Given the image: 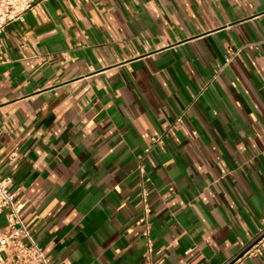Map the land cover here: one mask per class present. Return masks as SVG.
Here are the masks:
<instances>
[{
    "label": "crops",
    "instance_id": "obj_1",
    "mask_svg": "<svg viewBox=\"0 0 264 264\" xmlns=\"http://www.w3.org/2000/svg\"><path fill=\"white\" fill-rule=\"evenodd\" d=\"M38 1L0 33V176L47 262L144 264L142 192L154 264L235 260L264 221V0Z\"/></svg>",
    "mask_w": 264,
    "mask_h": 264
},
{
    "label": "built area",
    "instance_id": "obj_2",
    "mask_svg": "<svg viewBox=\"0 0 264 264\" xmlns=\"http://www.w3.org/2000/svg\"><path fill=\"white\" fill-rule=\"evenodd\" d=\"M44 1V0H40ZM38 0H0V33L13 22L21 21L26 12L32 11L38 5ZM160 143V140H154ZM142 172V169H140ZM11 178L0 176V216L5 219L4 226H0V264H49L45 254L30 237L28 230L21 218V205L16 200V195L10 190ZM142 214L137 224L141 229L144 241V264H154L151 259L153 240L151 238V223L149 221L150 208L145 192L141 198ZM264 251V221L254 238L246 244L241 252L242 257L259 255ZM225 264H234L233 260Z\"/></svg>",
    "mask_w": 264,
    "mask_h": 264
},
{
    "label": "water",
    "instance_id": "obj_3",
    "mask_svg": "<svg viewBox=\"0 0 264 264\" xmlns=\"http://www.w3.org/2000/svg\"><path fill=\"white\" fill-rule=\"evenodd\" d=\"M242 257V254L240 256H238L235 260L239 259ZM235 260H233V263L235 262Z\"/></svg>",
    "mask_w": 264,
    "mask_h": 264
}]
</instances>
